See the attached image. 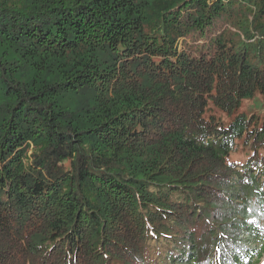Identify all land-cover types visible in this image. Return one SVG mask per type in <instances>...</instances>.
<instances>
[{
	"label": "trees",
	"instance_id": "trees-1",
	"mask_svg": "<svg viewBox=\"0 0 264 264\" xmlns=\"http://www.w3.org/2000/svg\"><path fill=\"white\" fill-rule=\"evenodd\" d=\"M257 100L264 0H0V264H259Z\"/></svg>",
	"mask_w": 264,
	"mask_h": 264
},
{
	"label": "rangeland",
	"instance_id": "rangeland-1",
	"mask_svg": "<svg viewBox=\"0 0 264 264\" xmlns=\"http://www.w3.org/2000/svg\"><path fill=\"white\" fill-rule=\"evenodd\" d=\"M228 24H224L223 19H217L214 24L206 29L203 36H200L197 32H191L178 40L177 46L180 51H185L193 56L195 55H212L214 53V45H211L212 39L219 35L222 30ZM254 108L257 112H263L264 106L261 100H257L253 103ZM215 114H219L218 111H214ZM224 117H226L224 115ZM248 149L242 145L237 156L234 160L237 162H243L248 159ZM31 155V153L29 154ZM259 264H264V257Z\"/></svg>",
	"mask_w": 264,
	"mask_h": 264
}]
</instances>
